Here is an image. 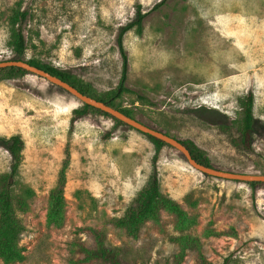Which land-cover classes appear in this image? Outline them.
I'll return each instance as SVG.
<instances>
[{
    "label": "rangeland",
    "instance_id": "374dc122",
    "mask_svg": "<svg viewBox=\"0 0 264 264\" xmlns=\"http://www.w3.org/2000/svg\"><path fill=\"white\" fill-rule=\"evenodd\" d=\"M17 6L27 13L20 24L24 58L70 71L97 92L118 85L117 34L139 7L146 12L141 33L132 26L122 35L129 90L114 102L147 125L193 140L215 168L264 173V0H0V60L14 57L8 16ZM249 91L254 122L252 149L245 151L232 126L238 97ZM79 104L35 73L0 79V136L23 139L13 193L32 190L20 215L24 258L9 264H72L82 248L97 246V233L136 264H264V182L252 187L206 174L171 145L158 153L160 189L192 221L180 224L161 209L137 236L114 226L111 218L147 182L154 146L102 113L77 118L69 130ZM64 160L62 220L48 224L50 192ZM9 163L0 143V173Z\"/></svg>",
    "mask_w": 264,
    "mask_h": 264
},
{
    "label": "trees",
    "instance_id": "16d2710c",
    "mask_svg": "<svg viewBox=\"0 0 264 264\" xmlns=\"http://www.w3.org/2000/svg\"><path fill=\"white\" fill-rule=\"evenodd\" d=\"M145 13L146 12H143L138 7L135 20L126 24L118 31L116 42L121 56V73L117 87L108 91L97 92L89 82H86L74 73L63 70L51 63L42 62L36 58H24L26 43L20 24L25 19L27 13L26 11L21 10L19 6L13 8L8 16L9 34L7 45L14 53L13 58L26 60L30 64L36 65L45 71L60 77L62 80L76 87L80 92L98 100H102L121 112L132 116L129 107L120 106L114 102V100L120 96L122 90H129L123 86L127 72V53L122 46V35L132 26H135L137 33H141L142 19L145 16ZM25 73L32 72L13 65L0 67V79L21 76ZM253 101L254 96L251 91L238 97L239 109L232 126L236 133L235 142L245 151H251L252 149L251 136L254 122ZM93 113L110 115L116 124L125 123L99 108L80 101V104L73 107L71 110L69 130L72 129L74 121L77 118ZM109 133L110 132H106L103 134V137H108ZM143 134L150 139L154 146L148 180L128 202L123 214L111 218L114 226L124 229L125 232L131 236H137L145 221L149 219H157L161 209H166L175 214L180 224L192 221L191 218L187 217L184 209L180 206L178 201L171 198L160 189L156 162L161 146L163 144H170L149 134ZM179 140L189 150L191 156L197 162L210 165L209 157L206 152L193 140L189 138ZM0 143L5 146L10 156L8 170L0 173V258L3 264H9L15 261H21L24 258L23 250L19 244V238L25 227L20 215L27 209L26 197L32 194V190L25 187L20 193H13L15 176L22 157L23 139L21 135L19 133H13L8 136H0ZM66 167L67 160H64L59 169L56 184L50 192V203L46 214V222L48 224L58 225L62 220L64 204L63 189L65 184ZM247 182L252 187L262 183V181ZM96 236L98 237L97 246L93 249L82 248L84 251L83 257L72 260V264L92 261H95L98 264H136L132 261H126L121 258L119 250L116 247L105 246L101 241L100 235L97 233ZM181 257L182 256L180 255L179 259H181ZM201 260L203 261V257Z\"/></svg>",
    "mask_w": 264,
    "mask_h": 264
},
{
    "label": "water",
    "instance_id": "95a60500",
    "mask_svg": "<svg viewBox=\"0 0 264 264\" xmlns=\"http://www.w3.org/2000/svg\"><path fill=\"white\" fill-rule=\"evenodd\" d=\"M18 66L22 67L32 73L38 74L39 76L44 77L51 83L58 85L59 87L63 88L64 90L68 91L70 94L78 98L80 101L89 104L91 106H94L96 108H99L115 118L125 122L127 125H130L131 127L149 134L155 138H158L160 140H163L164 142L170 144L171 146L178 149L184 157L187 159L188 163L194 167L195 169L204 172L209 175L219 176L223 178H232L237 180H246V181H263L264 182V173H246V172H236V171H230V170H222L215 168L211 165H205L200 162H197L190 154L189 150L180 142V140L170 134L165 133L162 130L156 129L150 125H147L136 118L129 116L117 108H114L113 106L109 105L108 103L98 100L94 97H91L89 95H86L82 92H80L76 87L72 86L68 82L62 80L60 77L53 75L49 73L48 71H45L44 69L30 64L26 60L18 59V58H8V59H1L0 60V67L4 66Z\"/></svg>",
    "mask_w": 264,
    "mask_h": 264
}]
</instances>
